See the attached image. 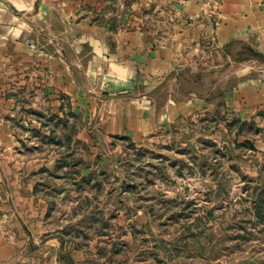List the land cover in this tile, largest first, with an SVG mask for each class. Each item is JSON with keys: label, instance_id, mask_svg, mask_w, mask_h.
Wrapping results in <instances>:
<instances>
[{"label": "crops", "instance_id": "obj_1", "mask_svg": "<svg viewBox=\"0 0 264 264\" xmlns=\"http://www.w3.org/2000/svg\"><path fill=\"white\" fill-rule=\"evenodd\" d=\"M263 23L262 0H0V264H116L87 128L137 144L188 106L206 37Z\"/></svg>", "mask_w": 264, "mask_h": 264}, {"label": "rangeland", "instance_id": "obj_2", "mask_svg": "<svg viewBox=\"0 0 264 264\" xmlns=\"http://www.w3.org/2000/svg\"><path fill=\"white\" fill-rule=\"evenodd\" d=\"M205 39L178 77L175 121L135 145L87 128L109 166L97 203L124 249L105 245L116 264H264V23Z\"/></svg>", "mask_w": 264, "mask_h": 264}, {"label": "trees", "instance_id": "obj_3", "mask_svg": "<svg viewBox=\"0 0 264 264\" xmlns=\"http://www.w3.org/2000/svg\"><path fill=\"white\" fill-rule=\"evenodd\" d=\"M105 174L106 173H103V175H105ZM94 178H95L94 175H90L86 180H87V182H91L92 180H94ZM101 181H102V179L100 177H98L96 179V185H97V187H99L101 185ZM258 215H261L260 210L258 211ZM68 264H75V263L69 262Z\"/></svg>", "mask_w": 264, "mask_h": 264}, {"label": "built area", "instance_id": "obj_4", "mask_svg": "<svg viewBox=\"0 0 264 264\" xmlns=\"http://www.w3.org/2000/svg\"><path fill=\"white\" fill-rule=\"evenodd\" d=\"M2 148L0 147V159H1V157H2Z\"/></svg>", "mask_w": 264, "mask_h": 264}]
</instances>
